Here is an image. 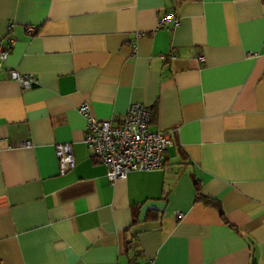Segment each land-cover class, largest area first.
<instances>
[{
    "label": "crops",
    "instance_id": "crops-1",
    "mask_svg": "<svg viewBox=\"0 0 264 264\" xmlns=\"http://www.w3.org/2000/svg\"><path fill=\"white\" fill-rule=\"evenodd\" d=\"M0 38V264H264V0H0ZM133 103L170 146L109 184L78 108Z\"/></svg>",
    "mask_w": 264,
    "mask_h": 264
},
{
    "label": "built area",
    "instance_id": "built-area-1",
    "mask_svg": "<svg viewBox=\"0 0 264 264\" xmlns=\"http://www.w3.org/2000/svg\"><path fill=\"white\" fill-rule=\"evenodd\" d=\"M167 24L177 27L178 19L171 14L163 15L158 19L156 28ZM27 33H31V30L27 29ZM11 46V40L0 38V71L6 79L17 82L20 89L28 90L36 84V79L6 67ZM78 113L86 124L82 144L90 151L91 158L105 168V178L109 184L125 179L131 172H148L162 167L164 154L170 146V137L167 133L148 129L149 112L143 105L130 104L114 124L110 121H96L84 105L78 108ZM28 145L25 143V146ZM54 156L59 174L73 167L68 145L55 147ZM181 216L177 214V219Z\"/></svg>",
    "mask_w": 264,
    "mask_h": 264
},
{
    "label": "trees",
    "instance_id": "trees-1",
    "mask_svg": "<svg viewBox=\"0 0 264 264\" xmlns=\"http://www.w3.org/2000/svg\"><path fill=\"white\" fill-rule=\"evenodd\" d=\"M197 190V189H196Z\"/></svg>",
    "mask_w": 264,
    "mask_h": 264
}]
</instances>
